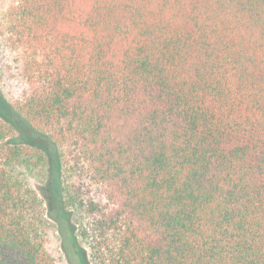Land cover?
I'll use <instances>...</instances> for the list:
<instances>
[{"label": "trees", "instance_id": "trees-1", "mask_svg": "<svg viewBox=\"0 0 264 264\" xmlns=\"http://www.w3.org/2000/svg\"><path fill=\"white\" fill-rule=\"evenodd\" d=\"M2 30L0 264H53L45 188L7 166L41 148L53 207L60 146L99 189L91 264H264V0H14Z\"/></svg>", "mask_w": 264, "mask_h": 264}, {"label": "rangeland", "instance_id": "rangeland-1", "mask_svg": "<svg viewBox=\"0 0 264 264\" xmlns=\"http://www.w3.org/2000/svg\"><path fill=\"white\" fill-rule=\"evenodd\" d=\"M13 1L0 0V92L8 100L17 96L21 87L18 76L19 64L14 59L17 55L10 50L6 35L2 30L5 24L6 9ZM10 140L9 137L0 139V148L8 145L7 142ZM60 147L63 154L60 165V187L63 203H61L60 197L54 199L55 207L54 205L50 207V191H46L47 176L52 177L53 171L47 154L42 152L41 148H39L40 150L36 148L28 150L26 154L13 160L7 166V170L13 179L23 181L33 188L40 197L42 196L41 188H45L46 196L43 198H45L44 205L47 210L45 222L46 248L51 255L53 264H83L81 262L83 259L91 264L86 245L78 234L79 223L86 220L80 210V203L83 204L89 197H94L99 193V189L89 187L81 167L74 165L72 160L65 155L64 147ZM72 249L74 250L73 254Z\"/></svg>", "mask_w": 264, "mask_h": 264}]
</instances>
